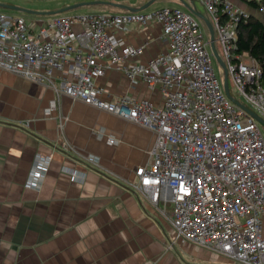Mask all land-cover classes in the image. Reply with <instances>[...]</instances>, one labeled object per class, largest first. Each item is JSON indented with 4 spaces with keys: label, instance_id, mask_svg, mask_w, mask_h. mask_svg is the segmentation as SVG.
<instances>
[{
    "label": "built area",
    "instance_id": "obj_1",
    "mask_svg": "<svg viewBox=\"0 0 264 264\" xmlns=\"http://www.w3.org/2000/svg\"><path fill=\"white\" fill-rule=\"evenodd\" d=\"M199 2L218 33L215 44L224 55L218 53L228 86L229 79L236 86L235 96L230 94L264 120L263 70L247 53L232 54L248 8L234 0ZM7 15L0 13L1 69L45 83L57 97L66 95L151 130L152 161L135 169L134 192L168 220L182 241L240 264H264V133L260 122L226 95L203 23L170 6L56 15L36 30L23 16ZM154 23L167 49L141 63L137 58L146 45L127 44L119 33H127L129 25ZM109 70L159 92L161 104L127 94L111 97L100 83ZM85 159L96 162L93 156ZM50 161L51 154H36L26 188L40 187ZM62 171L70 182L85 178L75 168Z\"/></svg>",
    "mask_w": 264,
    "mask_h": 264
},
{
    "label": "crops",
    "instance_id": "obj_2",
    "mask_svg": "<svg viewBox=\"0 0 264 264\" xmlns=\"http://www.w3.org/2000/svg\"><path fill=\"white\" fill-rule=\"evenodd\" d=\"M10 1L0 4L18 7ZM30 1L49 3L32 7L39 12L91 2L75 7L82 9L76 14H122L129 11L114 4L138 8L149 0ZM162 6L181 8L204 24L194 0H155L145 10ZM6 10L13 9L0 5V13L30 16L26 20L33 30L53 16L74 15ZM119 35L127 44L146 45L137 58L141 63L167 49L155 23L129 25ZM100 83L113 98L127 94L162 102L159 92L143 82L132 84L119 71H107ZM154 140L144 126L66 95L57 97L49 85L0 68V264H240L179 239L168 220L134 192L135 169L152 161ZM38 153L51 154L48 171L38 189L26 188ZM87 156L96 162L86 161ZM64 166L83 173V182H70Z\"/></svg>",
    "mask_w": 264,
    "mask_h": 264
},
{
    "label": "trees",
    "instance_id": "obj_3",
    "mask_svg": "<svg viewBox=\"0 0 264 264\" xmlns=\"http://www.w3.org/2000/svg\"><path fill=\"white\" fill-rule=\"evenodd\" d=\"M240 1L246 5L250 16L237 26V40L232 54L247 53L263 70L264 83V0Z\"/></svg>",
    "mask_w": 264,
    "mask_h": 264
},
{
    "label": "water",
    "instance_id": "obj_4",
    "mask_svg": "<svg viewBox=\"0 0 264 264\" xmlns=\"http://www.w3.org/2000/svg\"><path fill=\"white\" fill-rule=\"evenodd\" d=\"M155 0H149L147 1L143 6L138 7V8H132L129 6H125V5H121V4H114L117 7H121L123 9L128 10L129 12H137V11H142L147 9ZM87 3H91V2H83V3H79V4H72L70 6H67L65 8H62L59 11L56 12H39V11H33V10H28L25 8H20L17 6H10V5H5V4H0L2 7L4 8H8V9H13V10H17V11H21L23 13H28V14H37V15H56L62 12H65L69 9H73L75 7L81 6L83 4H87ZM199 16L201 17V19L204 21V24L207 27L208 33H209V44H210V48L212 50L213 56L215 58V60L218 62V64L222 67L223 72H224V76H223V87H224V91L226 93V95L229 97V99H231L234 103H236L237 105H239L240 107H242L244 110H246L248 112L249 115H251L254 119H256L258 122H260L261 124L264 125V120L262 118H260V116H258L256 113H254L252 110L248 109L246 106H244L243 104H241L237 99H235L229 92V86H228V77H227V68L225 63L223 62V60L220 58L216 47H215V34H214V29L212 27L211 22L209 21V19L207 17H205V15L203 14H199Z\"/></svg>",
    "mask_w": 264,
    "mask_h": 264
},
{
    "label": "rangeland",
    "instance_id": "obj_5",
    "mask_svg": "<svg viewBox=\"0 0 264 264\" xmlns=\"http://www.w3.org/2000/svg\"><path fill=\"white\" fill-rule=\"evenodd\" d=\"M15 4H17L18 5V7H22V8H26V9H32V10H39L43 5H47V4H49L48 2H46V1H43V2H33V1H30V0H12ZM12 1H10V2H12ZM49 1H51V0H49ZM159 3V2H158ZM194 5H195V8H196V11H198L199 13H201V14H203V15H205L206 14V10H205V8H204V6L199 2V0H194ZM32 7H40V8H38V9H35V8H32ZM86 9V8H85ZM84 9V10H85ZM6 11H9V10H6ZM16 12V11H14V10H10L9 12ZM79 11H82V9H79V8H74V9H71V10H69V11H66L65 13H67V14H76V13H79ZM18 13H20V14H25V13H23V12H18ZM9 15V14H8ZM7 15V16H8ZM13 16V15H12ZM25 16V18L27 17V19H31L30 18V16H28V15H24ZM14 17V16H13ZM32 20H36V21H38V20H40V19H32ZM200 23V22H199ZM199 28L201 29V30H203V31H205V28L200 24L199 25ZM215 37L217 38L218 37V33L215 31ZM215 46H216V48H217V52L222 56V57H224V55H223V53H222V49H221V47H220V43L219 42H216V44H215ZM224 60L226 61V64H229V61L227 60V59H225L224 58ZM212 65H213V68H214V71H215V73H216V75H217V77L221 80H223V76H224V72H223V69H222V67L218 64V62L215 60V58H213L212 57ZM229 91H230V93L233 95V96H235V94H236V86H235V84L231 81V79H229ZM239 99L242 101V102H244V103H246L247 104V102L243 99V97H239ZM259 125H260V128H261V130L263 131V133H264V125L263 124H260L259 123ZM29 175V174H28Z\"/></svg>",
    "mask_w": 264,
    "mask_h": 264
}]
</instances>
